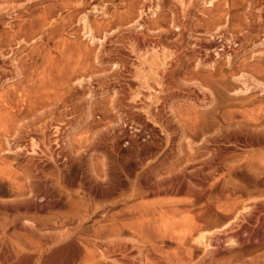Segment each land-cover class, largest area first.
Segmentation results:
<instances>
[{"label":"rangeland","instance_id":"rangeland-1","mask_svg":"<svg viewBox=\"0 0 264 264\" xmlns=\"http://www.w3.org/2000/svg\"><path fill=\"white\" fill-rule=\"evenodd\" d=\"M5 1L0 264H264V215L257 230L251 227L264 209V150L237 155L228 146L264 130V48L235 56L241 43L253 46L254 27L262 26L264 38V0H193L186 19L172 0L154 16L150 0H11L6 7ZM53 5L57 10L47 15ZM88 15L91 27L85 29ZM210 15L222 19L213 24ZM168 39H176L175 56L158 75L173 72L174 82L163 79L159 86L151 79L150 90L140 88L137 53L125 46L136 41L139 50L152 42L155 49L171 48ZM209 39L223 41L233 61L224 57L216 69L205 68L215 60L199 54ZM184 41L191 46L188 56ZM155 49L142 57L161 53ZM65 60L72 70L61 81ZM167 134H175L176 143L184 139L175 175L188 179L189 170L204 167L198 176L224 155L219 167L198 176L200 189L184 193L176 186L165 198L137 188V180L119 188L112 176H131L107 164V150L122 135L131 148L162 149ZM92 152L93 169L87 162ZM58 154L67 159L64 166L72 164V154L79 156L83 180L93 177V192L87 183L73 187L69 170L56 164L37 173L36 159H46L44 165ZM229 238L236 246H225Z\"/></svg>","mask_w":264,"mask_h":264},{"label":"flooded vegetation","instance_id":"flooded-vegetation-1","mask_svg":"<svg viewBox=\"0 0 264 264\" xmlns=\"http://www.w3.org/2000/svg\"><path fill=\"white\" fill-rule=\"evenodd\" d=\"M164 2H165V0H161V1L160 0H150V4H151V6H153V7H150V12L153 13V11H155L154 9L156 8L157 5H159V7L163 9L164 6H162V4ZM160 8L158 9V11L161 10ZM103 9L106 12L105 13V16H107V6L104 5L103 8H102V10ZM96 12H98V11L97 10H93V13H96ZM98 13H102V11H99ZM85 17H87V16H85ZM88 17H89V27H91V25H90L91 24V19H90V16L89 15H88ZM83 24H84V21H83ZM263 35H264V33H263ZM213 40L214 39L207 40L206 43H205V48L202 49V51L199 53L200 55L204 56L205 59L211 58V57H215V59H216V55H215L216 54V51H219L220 48H223V47H221V45L223 43V41H221V40H214V43L215 44L213 46H211V42H213ZM166 41L168 43H171L172 44L171 48H165V47H163L161 49V48L158 47L157 49H155L154 46L156 44L152 42V43H150V45H148V46L145 47L146 50L145 49H142V50L140 49L139 50V48L137 47V42L136 41H133V42H129V44H127V46H125V49H129L131 52H133V50H131V48L134 47V49H136V50L133 53H137V60H138V62L139 61L141 62V60H143L144 58L151 56V55H149V56H146L144 58L142 57V55L144 54L143 52L145 51V53H147V52H149V49H152V50L155 49L156 51L161 50V53L160 54L157 53V52H154V53H156L158 55H162V53L164 54V53H167L168 52L169 56H167V59H168L167 61H170L171 60L170 59V56H171V58H173L175 56V54H174L175 53L174 46L176 44V39H168ZM262 43H264V38L261 39L258 36V37H254V39L249 42V44H253V46L251 48L246 49L244 46L241 48V45L239 46L238 44H234V46H237V47L239 46V50L236 51L235 56H239L241 53H242L241 55L245 54L246 50H248V51L252 50L253 51L255 48L262 47V45H261ZM183 44L185 45L184 51L187 53V54L185 53L184 55L185 56H188V54L192 51L190 49L191 46L188 43H186L185 41L183 42ZM221 50L222 49H220V51ZM226 53H227V51L225 49L223 51H221V54L223 55V57L221 59H223L224 57H226V56H224V55H226ZM168 54H166V55H168ZM153 56H154V54H153ZM231 56L234 59L235 56H233V55H231ZM140 62H139L138 67L135 66L136 67V74H135V76L136 75L139 76V77L136 76L135 78L136 79L139 78L141 80V81L139 79L137 80L138 82L140 81L139 82L140 87H145L144 85L146 83L148 84V82H149L150 79H152V81H155V83L157 81V84L159 86H162L161 83H162L163 79L164 80L165 79H171V82L170 83H173L174 82V79H173L174 73L173 72H171L169 76H167V77L164 78V77L158 75V71H157V76H155V80H153V78H151L152 75H150L149 73L146 74L149 71L148 66H145L146 68L144 67V70H143V67H142L143 65ZM165 67L167 69H170L171 64H169V63L167 64V62H166V66ZM165 67L162 68V69H165ZM147 68H148V70H146ZM141 69L144 71V73L146 75L145 76L146 78L145 77H141L140 76L141 74H138V73H140L139 71H141ZM167 72H170V71H167ZM158 79H159V82H158ZM144 81L145 82L147 81V82L145 83ZM146 88L147 89H150V88H148V85H146ZM140 90L141 89L138 88L137 92H140ZM174 91H175V89H169L168 90L169 93H172ZM137 131H139V130H137ZM260 131H264V130H260ZM166 136H169V137H167L169 143L166 146H164L165 148L163 147L162 150L159 148L160 147L159 144L152 145V146L147 145L145 147H141V148L138 147L136 149L132 148V150L134 149V151L131 150L129 153H132V156H133V154L134 155H137V156H133V157H135V159L138 160L137 163L140 164V165L133 166L132 168H129L128 172H129V174H130L131 177H129L126 174V172L123 173V176H124L123 183L121 185H119V188L120 187L127 188V187L130 186V183L133 182V180H134V182H136V180H137V181H139V184H140V185H138L139 187H137V188H140V189L144 188L149 195H152V194L153 195H158L157 196L158 198H165L167 196L174 195L177 185L173 181V178H175L176 175H175V173L171 172V170L175 166V161L173 162V160H175V157L174 156L176 155V151H177L176 150V147H177L178 143L175 142V134H169V135L167 134ZM263 137H261V136L257 137V135L254 134L253 138L251 140H249V139L245 138L244 136H239V138L237 139L236 142H234L233 144L228 145V146L229 147H232L231 153H234V154H237V155H246V153L249 152V151H251V150H264V138ZM125 139H126L125 135H122V137H119L118 141L119 142H123V141L125 142ZM139 139H140V137H139ZM179 140H178V142H179ZM145 141H146V139H141V142H145ZM257 141H259V142H257ZM33 142H35V146H33ZM107 145H109V144H107ZM129 145L130 144H128L127 142L124 143V144L121 143L122 148H123V146H124V148H127V147L130 148ZM39 146L40 145H39V143L37 141L32 140V147L39 148ZM147 147H150V148H147ZM146 150H148V151L150 150L149 152L147 151L150 154H149V156L143 157L145 159V161H143L141 159V157H142L141 155L146 154L147 153ZM112 152L113 151L110 150V149L107 150V161L109 163H110V157L109 156L112 155L111 154ZM140 153H141V155H140ZM29 154L30 155H34L31 152H29ZM37 155L42 156L44 154H37ZM223 156L224 155L217 156L216 157L215 161L213 162V169H216V168L219 167L218 165L220 164ZM72 157H73V160H72V164L70 166H68V165L67 166H64V162L67 161V159L64 157V155H60V154H58L56 157H50V159H51L50 162L45 163L44 165L42 163L46 159H36V161H37L36 162V165H39V168H38L37 173L42 174L44 167L48 166L49 164H52V165L53 164H56L57 166H60V168L62 170H64L65 168H67L69 170V173H70L69 181H70V183H71V185L73 187L76 188V187H79L81 183L82 184H86L87 183L88 184V188L90 189V191L93 192L94 191V189H93L94 187L92 189L90 187V183L93 182V177L89 178L87 181L83 180L84 177L81 175L80 170H79V165L81 163V161L79 160V156L77 154H72ZM94 158H95L94 157V152H92L88 156V158H87L88 166L89 167L91 166L92 169L94 167L93 166V164H94ZM137 158H139V159H137ZM165 159H166L167 163H165L166 162ZM171 159H173V160L171 161ZM140 162L143 163V164H141ZM146 162H148V163H146ZM135 167L136 168H139V169H136ZM143 167H144V169H143ZM133 168H135V169H133ZM200 169L202 170V169H204V167H197L195 169L189 170L188 173L191 174L192 176L194 175L193 177L195 179H198L199 181H201L200 178L198 177L199 175H200V177H204L208 173H210V172L213 171V169L207 170V171H204V172H200L199 171L200 174L198 173L199 175L198 176L196 175V177H198V178H196L194 173H197L198 170H200ZM76 173H78V174H76ZM149 173H151V174H149ZM143 177H145V178L143 179ZM41 180H42V177H41L40 181ZM149 180H151V181H149ZM157 180H158V183H157ZM147 181H149V182H147ZM57 202H58V200H57ZM250 209H252V208H250ZM263 215H264V209H263V213L256 220L257 224L251 225V227H253L254 229L259 228V222L261 220L260 217L263 216ZM240 227L241 226L238 225L237 226L238 229H236L234 231L235 232L239 231V228ZM256 230L253 231V234L256 233ZM261 230L262 229H259V233L260 234H262L261 233ZM256 250L257 251H262L260 249L259 250L256 249Z\"/></svg>","mask_w":264,"mask_h":264},{"label":"bare ground","instance_id":"bare-ground-1","mask_svg":"<svg viewBox=\"0 0 264 264\" xmlns=\"http://www.w3.org/2000/svg\"><path fill=\"white\" fill-rule=\"evenodd\" d=\"M5 1V0H4ZM161 1V0H160ZM205 1L206 0H202V2L205 4ZM6 2V1H5ZM9 2H11V0H9ZM9 2H6V4H4V6L5 5H7V3H9ZM172 2H173V4H175V6L177 5V6H179L180 7V9H181V11L180 12H182V14H183V17H184V19H186L185 17L187 16V13H188V9L191 7V5H192V2H193V0H172ZM1 4V3H0ZM25 5V4H24ZM62 5V4H61ZM235 5V4H234ZM3 6V7H4ZM11 6H13V4L11 5ZM6 7V6H5ZM193 7V6H192ZM57 8H58V6H56V5H53V6H50L48 9H47V15L48 14H51V13H53L54 11H56L57 10ZM160 7H159V5H157L156 6V8L154 9L155 11H153V14H152V16H154L156 13H157V11H158V9H159ZM157 9V10H156ZM179 9V8H178ZM257 10V9H256ZM103 11V13H106L105 11H104V9L102 10ZM171 12V11H170ZM199 12V11H198ZM210 13H212L213 11H209ZM246 12V11H245ZM200 13V12H199ZM244 13V12H243ZM241 14V13H240ZM245 14V13H244ZM105 15V14H104ZM218 15V14H217ZM221 15V14H220ZM228 15V14H227ZM216 15H214V16H209L211 19V22L213 23V24H215L216 23V21L218 20H221L222 19V16H216ZM239 17V19H242V16L241 15H237L236 16V18H238ZM189 18H190V16H189ZM174 19V18H173ZM183 19V18H182ZM247 19V18H246ZM242 20H245V19H242ZM258 20H261V18L260 19H258ZM229 22V21H228ZM260 23V22H259ZM155 24H158L157 23V21L155 22ZM174 24V23H173ZM84 25H85V29H89V18L88 17H85V21H84ZM253 25V24H252ZM261 25H260V27H254V31H255V34L253 33V36L254 37H258L259 35H260V30H261ZM177 29H180L179 27L177 28ZM252 32V31H251ZM250 32V33H251ZM215 33V32H214ZM254 37H253V39H254ZM238 39V38H237ZM251 40V39H250ZM246 43V42H245ZM215 43H214V40H213V42H211V46H213ZM227 44V43H226ZM241 44H243V43H241ZM240 44V45H241ZM133 45V44H132ZM262 45V47L264 48V43H262L261 44ZM260 45V46H261ZM244 45H241V48L243 47ZM256 46V45H255ZM235 47H237V46H235ZM220 49H222L221 51H223L224 50V47L223 48H220ZM220 49H219V51H216V59L215 60H213L211 63H209V64H207V66H205V68L207 67V68H210V69H216V66L221 62V58L223 57V55L221 54V51H220ZM131 50H133V52L136 50V49H134V47H132L131 48ZM149 51H150V49H149ZM263 53V52H262ZM166 54H168V52L167 53H162V55H158V54H154V56L153 55H151V56H149V57H146V58H144L143 60H141V62L140 63H142V67H143V70H144V67L145 66H148V68H149V71L147 72V73H150L151 75H152V77L151 78H153V80H155V76H157V71L161 68H164L165 66H166V62H167V56H169V54L168 55H166ZM264 55V54H263ZM49 56V55H48ZM224 56H226V59H227V62L228 63H230V62H232L233 61V58H232V56L230 55V54H226V55H224ZM234 56V55H233ZM260 56V55H259ZM171 57V56H170ZM237 57V56H236ZM199 63H200V61H199ZM61 64H62V68H61V81H64L66 78H67V75L69 74V73H71V66L69 65V63H68V61L66 62V60L65 61H62L61 62ZM200 65V64H199ZM69 66H70V69L71 70H69ZM138 67V66H137ZM141 67V66H140ZM136 68V67H135ZM146 68V67H145ZM182 68V67H181ZM85 69V68H84ZM185 69V68H184ZM199 69V68H198ZM142 69H141V71H139L140 73H138V74H141L140 76L141 77H145L146 75H145V73H144V71H143ZM147 70V69H146ZM200 70V69H199ZM49 72V71H48ZM69 72V73H68ZM176 72V71H175ZM50 73V72H49ZM146 73V74H147ZM136 74V73H135ZM66 76V77H65ZM136 76H138V75H136ZM135 76V77H136ZM139 77V76H138ZM146 78V77H145ZM136 79V78H135ZM139 78H137L136 80H138ZM150 79V78H149ZM157 79V78H156ZM242 79V78H241ZM140 80V79H139ZM145 80V79H144ZM147 80V79H146ZM151 80V79H150ZM251 80V79H250ZM49 81H50V79H49ZM49 81H47V82H49ZM141 81V80H140ZM139 81V82H140ZM183 81V80H182ZM51 82V81H50ZM138 82V83H139ZM145 82V81H144ZM147 82V81H146ZM145 82V83H146ZM155 82V81H154ZM158 82H159V79H158ZM247 80H245V81H242V83L243 84H246V85H248L247 84ZM62 83V82H61ZM143 83V82H142ZM156 83H157V81H156ZM186 83V82H185ZM45 84H48V83H45ZM50 85V84H49ZM143 85V84H142ZM145 85H147V83L145 84ZM144 85V86H145ZM191 85V84H190ZM141 88V87H140ZM148 88H149V85H148ZM150 90V89H149ZM48 99V98H47ZM108 113V112H107ZM3 120V119H2ZM118 122V121H117ZM153 122L155 123V125H156V122H155V120H153ZM118 129V128H117ZM163 131V130H162ZM259 133H261L260 131H259ZM258 132L257 133H255V135H257V134H259ZM184 135V134H183ZM253 135V134H252ZM262 135V136H261ZM259 134L258 136H261V137H263L264 136V131L262 132V134ZM257 136V137H258ZM249 138V137H248ZM252 138V137H251ZM264 138V137H263ZM168 139V138H167ZM181 139V138H180ZM113 140V139H112ZM254 140V139H253ZM258 140V139H257ZM115 141V140H114ZM117 141V140H116ZM253 142V141H252ZM255 142V141H254ZM257 142H259V141H257ZM262 142V141H261ZM114 143V142H113ZM121 143L122 142H120L119 144H116V145H114V148L115 149H113L112 151V155H110L109 157H110V163L107 161V164H109V166L111 165V163H112V165H114L115 167H118L119 169H121L122 170V168L123 169H126L125 171H128L129 170V168H132L133 166H138V165H140V164H138L137 163V161L138 160H136L135 159V157H133V156H137V155H134L133 154V156H132V153H129L131 150H132V148L130 147V148H124V146H123V148H122V146H121ZM169 143V142H168ZM167 143V144H168ZM178 143V145H177V148H176V155L174 156L175 157V160H173V159H171V161L173 160V162L175 161V165H176V163L180 160V158L182 157V155L184 154V149H183V143H184V139H181V140H179V142H177ZM35 144L33 143V146H34ZM165 148V147H164ZM136 149V148H135ZM147 149V148H146ZM152 149V148H151ZM150 149V150H151ZM149 150V151H150ZM162 150V149H161ZM132 151H134V149L132 150ZM136 151V150H135ZM139 151V150H138ZM148 150H146V152H147ZM148 151V152H149ZM142 152V151H141ZM145 152V151H144ZM146 153V154H143V155H141V153H140V155L142 156L141 157V159L143 160V161H145V159L143 158V157H146V156H149V154L150 153ZM135 153V152H134ZM143 153V152H142ZM109 154V153H108ZM167 154V153H166ZM164 155V154H163ZM154 156V155H153ZM168 156V155H167ZM151 157V156H150ZM112 158H113V160H112ZM167 158V157H166ZM137 159H139V158H137ZM149 161V160H148ZM165 161H166V159H165ZM141 163V162H140ZM146 163H148V162H146ZM165 163H167V161L165 162ZM164 163V164H165ZM141 164H143V163H141ZM143 166V165H142ZM150 166V165H149ZM154 166V165H153ZM161 166V165H160ZM159 166V167H160ZM141 167V166H140ZM146 167V166H145ZM136 168V167H135ZM135 168H133V169H135ZM112 170H115V169H113V168H111ZM136 169H139V168H136ZM143 169H144V167H143ZM183 169V168H182ZM108 170V169H107ZM120 170V171H121ZM117 171V170H116ZM115 171V172H116ZM119 171V170H118ZM119 171V172H120ZM132 171V170H131ZM122 172H123V170H122ZM153 172V171H152ZM75 173V172H74ZM76 174H78V173H76ZM111 174V173H110ZM115 174V173H114ZM134 174V173H133ZM147 174V173H146ZM149 174H151V173H149ZM156 174V173H155ZM189 174V173H188ZM68 175V174H67ZM112 175V174H111ZM121 175V174H120ZM120 175H118L117 176V174H115L114 176H112V177H114L115 179H116V181L118 182V185L120 184V183H123V179H124V176L121 178L122 179V181L121 180H119V176ZM126 175V174H125ZM154 175V174H153ZM157 175V174H156ZM190 175V177L187 179V177H186V175H176L175 176V178H173V181L175 182V184L177 185V190H178V188H179V190L178 191H180V192H183L185 189H188V190H195V189H200L198 186H200V183H199V180L198 179H195L191 174H189ZM146 176V175H145ZM151 176V175H150ZM149 176V177H150ZM128 177V176H127ZM148 177V176H147ZM196 177V176H195ZM145 177H143V179H144ZM196 178H198V177H196ZM147 179V178H146ZM145 179V180H146ZM163 179V178H162ZM148 180V179H147ZM166 180V179H165ZM76 181V180H75ZM108 181H109V179H108ZM119 181H120V183H119ZM149 181H151V180H149ZM149 181H147V182H149ZM160 181V180H159ZM111 182H114V180L113 181H111ZM154 182V181H153ZM170 182V181H169ZM108 183V182H107ZM157 183H158V180H157ZM116 184V183H115ZM143 184V183H142ZM149 184V183H148ZM168 184V183H167ZM109 185V184H108ZM107 185V186H108ZM112 185L113 184H111V188H113L112 187ZM117 185V184H116ZM109 187V190L111 189L110 188V185L108 186ZM144 189V188H143ZM107 190H108V188H107ZM108 190V191H109ZM176 190V191H177ZM187 190V191H188ZM186 191V190H185ZM185 191H184V193H185ZM200 191V190H199ZM146 192V191H145ZM179 192V193H180ZM196 193H198V191L196 192ZM153 195V194H152ZM256 222V221H255ZM187 223H188V225L189 226H191V227H196L197 228V222L195 221V219L194 218H189L188 220H187ZM257 223V222H256ZM189 228V227H188ZM191 229H193V228H191ZM258 229V228H257ZM259 229H261V228H259ZM261 233L263 234L264 233V230L262 229L261 230ZM203 241H205L204 239H203ZM236 241L237 240H235L234 238H229V239H227V241H226V244H225V246L226 247H231V246H236ZM199 244L200 245H203L204 247H208L209 246V244H205L204 242H199ZM119 246V245H118Z\"/></svg>","mask_w":264,"mask_h":264},{"label":"crops","instance_id":"crops-1","mask_svg":"<svg viewBox=\"0 0 264 264\" xmlns=\"http://www.w3.org/2000/svg\"><path fill=\"white\" fill-rule=\"evenodd\" d=\"M260 132H261V133H259V132H258V133L261 135L263 131H260ZM259 134H257V136H258Z\"/></svg>","mask_w":264,"mask_h":264}]
</instances>
